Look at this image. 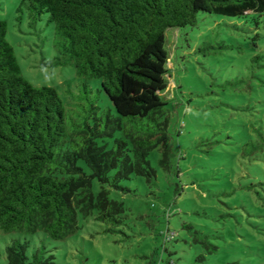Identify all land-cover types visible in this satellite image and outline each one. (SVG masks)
Wrapping results in <instances>:
<instances>
[{
    "label": "trees",
    "instance_id": "obj_1",
    "mask_svg": "<svg viewBox=\"0 0 264 264\" xmlns=\"http://www.w3.org/2000/svg\"><path fill=\"white\" fill-rule=\"evenodd\" d=\"M16 12L32 30L45 21L55 56L42 65L72 66L79 85L65 102L56 88L30 84L0 21V231L64 241L94 210L122 223L123 203L105 188L125 190L134 176L154 184L153 151L170 168L168 29L194 28L199 14L255 20L264 0H20ZM262 150L252 140L243 147ZM27 245L12 240L6 264H53L42 250L30 260Z\"/></svg>",
    "mask_w": 264,
    "mask_h": 264
},
{
    "label": "rangeland",
    "instance_id": "obj_2",
    "mask_svg": "<svg viewBox=\"0 0 264 264\" xmlns=\"http://www.w3.org/2000/svg\"><path fill=\"white\" fill-rule=\"evenodd\" d=\"M19 2L0 0V21L21 73L69 102L64 91L76 93L79 85L74 69L42 65L55 56L51 30L45 21L30 29L26 14L19 23ZM166 36L169 170L158 166L155 150L154 184L134 176L121 182L125 190L105 188L123 203L121 224L94 210L64 241L0 231V264L14 239L28 243L30 260L42 250L53 264H264V15L199 14L196 27L171 28ZM249 140L262 152L243 153ZM100 190L94 183V194Z\"/></svg>",
    "mask_w": 264,
    "mask_h": 264
}]
</instances>
